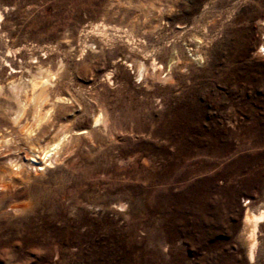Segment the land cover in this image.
I'll list each match as a JSON object with an SVG mask.
<instances>
[{"label": "rangeland", "instance_id": "rangeland-1", "mask_svg": "<svg viewBox=\"0 0 264 264\" xmlns=\"http://www.w3.org/2000/svg\"><path fill=\"white\" fill-rule=\"evenodd\" d=\"M0 10V264H264V223L253 261L241 236L264 204V0ZM30 70L52 82L42 114L66 99L47 130L70 136L37 171L13 122L26 100L36 127L32 91L10 89Z\"/></svg>", "mask_w": 264, "mask_h": 264}, {"label": "bare ground", "instance_id": "bare-ground-1", "mask_svg": "<svg viewBox=\"0 0 264 264\" xmlns=\"http://www.w3.org/2000/svg\"><path fill=\"white\" fill-rule=\"evenodd\" d=\"M3 17V12L0 10V19ZM11 52L12 50L9 49ZM14 69L13 72H20L22 70L15 69L13 65H11ZM141 69V68H140ZM31 72V78H30V83H21V84H12L10 89L15 92V95L18 94L19 90L22 92L24 89H27L29 86L32 95H33V113H34V118L36 122V127H33L32 125L27 124L26 122L24 124L21 123V117L25 111L27 102L26 100L22 101L20 100V103L18 104V108L16 110V115L13 118V122L19 126V136L17 141H23L26 142L27 148L30 150L31 157H29V160L33 162H37L35 165V170L37 171L38 169H43L45 168L44 166H40L38 168V164H50L56 157L57 153L61 151V149L64 147L65 142L69 140V134L67 131H53L50 132L47 130V123H49L51 116H52V108L56 106L59 101L66 100L63 97L56 96L53 101H52V106L44 111L42 114L41 111L44 108L45 102L49 98V92H50V87H51V79L46 77H41L37 76V73H32ZM44 73V72H43ZM44 78V79H43ZM1 88V87H0ZM11 91V92H12ZM18 97V96H17ZM17 99V98H16ZM43 112V111H42ZM100 121H103V115H100L96 118V124ZM44 124V125H43ZM95 124V125H96ZM41 127V128H40ZM37 130L44 131L43 136H47L46 142L43 145L40 144V135ZM37 132V133H35ZM84 133H89V130L86 128L80 129L78 134H84ZM42 136V137H43ZM7 141V140H6ZM19 147V146H18ZM18 149V148H17ZM43 156V157H42ZM44 160V161H42ZM42 161V162H40ZM16 165L19 166L20 169L24 168L25 163L23 162H16ZM31 165V164H30ZM3 172H6V176L0 177V190L7 189L8 187V180L6 179L7 176H10L13 169L9 168L8 166H5L3 169ZM9 174H8V173ZM11 178V177H9ZM264 201V200H263ZM242 239L247 247V253H248V258L250 261H253L255 258V245L257 242V228L264 223V204L263 206L258 207L257 211L252 210L250 205H246L243 217H242Z\"/></svg>", "mask_w": 264, "mask_h": 264}, {"label": "built area", "instance_id": "built-area-1", "mask_svg": "<svg viewBox=\"0 0 264 264\" xmlns=\"http://www.w3.org/2000/svg\"><path fill=\"white\" fill-rule=\"evenodd\" d=\"M260 52H261L262 54H264V45L261 46Z\"/></svg>", "mask_w": 264, "mask_h": 264}]
</instances>
